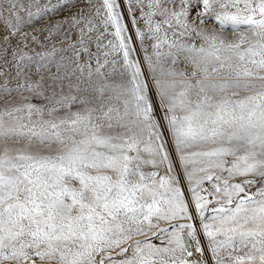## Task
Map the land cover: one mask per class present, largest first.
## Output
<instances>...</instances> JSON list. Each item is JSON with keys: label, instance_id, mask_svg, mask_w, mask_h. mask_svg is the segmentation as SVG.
<instances>
[{"label": "snow or ice", "instance_id": "obj_1", "mask_svg": "<svg viewBox=\"0 0 264 264\" xmlns=\"http://www.w3.org/2000/svg\"><path fill=\"white\" fill-rule=\"evenodd\" d=\"M0 264H264V0H0Z\"/></svg>", "mask_w": 264, "mask_h": 264}, {"label": "rangeland", "instance_id": "obj_2", "mask_svg": "<svg viewBox=\"0 0 264 264\" xmlns=\"http://www.w3.org/2000/svg\"><path fill=\"white\" fill-rule=\"evenodd\" d=\"M68 13H62V15H67Z\"/></svg>", "mask_w": 264, "mask_h": 264}]
</instances>
